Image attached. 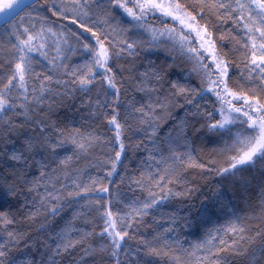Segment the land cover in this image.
Masks as SVG:
<instances>
[{
  "label": "snow or ice",
  "instance_id": "snow-or-ice-1",
  "mask_svg": "<svg viewBox=\"0 0 264 264\" xmlns=\"http://www.w3.org/2000/svg\"><path fill=\"white\" fill-rule=\"evenodd\" d=\"M197 8L201 9L198 13L201 19L203 9L209 8L222 22L224 13L229 16L236 13L239 20L245 21L246 40L238 63L228 52L217 50L210 24H201L193 14ZM219 9L224 13L217 11ZM119 10L129 19L120 16L117 20ZM69 12L73 15L70 23L78 31L69 29L70 36H63L61 42L66 47H57L55 59L61 61L57 65L49 60L46 51L49 34L57 36L52 27L55 20H50L44 13L64 20ZM157 12L179 22L180 31L175 28H165L164 31L147 29V17L155 16ZM138 28L150 31L153 42L157 36L167 35L173 40L179 37L180 51L194 61L193 70L201 77V85L192 88L171 80L170 70L164 65L153 66L151 71L138 74L134 65L123 66L120 61L126 55L134 58L143 46L130 36L135 35ZM0 29V35L7 37V41L0 44V145H3L0 166L7 172L0 177V196L10 199L24 196V207L27 208L25 194L40 196L43 188L39 201L35 196L32 198L31 207L35 211L29 212L28 219L33 221L37 215L55 218L66 205L76 204L80 208L60 232L50 236L52 244H45L51 257L50 264H62L64 257H70L66 264H87L85 256L94 260L98 257L97 264H104L106 258L121 264L119 256L127 239L135 238L133 233L139 231L144 218L166 198H183L185 194H191L193 189L181 183L187 169H198L202 178L211 179L214 174L218 182L227 180L234 188L247 191L252 183L257 182L253 170L258 166L262 192L261 223L250 227L238 217L237 222L226 230L209 233V238L196 244L188 254L196 258L195 264H237V258L247 264H264V0H235V4L194 0L191 5H182L179 0H7L0 4ZM193 33V39L189 40ZM71 38L75 39V48L69 43ZM195 41H199L198 47L193 46ZM77 48L86 57L85 62L70 68L65 61L75 55ZM37 56L52 67L46 68L41 63L38 70ZM53 84L62 86L64 92L56 93ZM93 91L94 102L89 95ZM77 92L89 95L86 103L81 101V108H87L89 116L105 122L109 131L114 133L110 140L104 141L111 144L114 154L101 166H110L105 173L109 186L114 183L111 178L117 174L129 149L126 141L135 133L142 132L152 145L148 159L164 165L163 174L160 171L145 173L136 181L141 190L148 191V198L133 202L123 215L119 210H113L111 189L104 186V179L89 176L86 183L77 175L71 185L64 183L63 187L56 188L62 178L59 173H65L63 179L66 180L72 162L71 156L59 159L61 150H67L70 144L72 149L85 154L100 141L98 136H85L79 129L62 128L52 119L54 109L51 104L44 116L40 115L46 94L71 99ZM134 92L147 96L148 103L138 100ZM128 94H132L131 100L126 99ZM212 96L215 101L211 102L209 111L201 101H211ZM176 106L186 109L185 119L168 133L165 148L158 140L161 120L165 118L161 114ZM205 131L218 137L213 143L223 142L213 149L216 156L224 158L223 163L212 158L201 162L194 156L193 145L196 140L204 139L201 133ZM16 144L20 147H15ZM141 144H144L143 140ZM145 148L148 150L147 145ZM153 151L160 154V160H156ZM165 151L169 153L167 157ZM52 164L57 167L52 168ZM34 168L39 176L29 179ZM173 185L183 186L184 191H173ZM89 193H95L98 198L93 199ZM101 194H108L106 203ZM81 200L88 203L81 204ZM115 203H121L118 190ZM230 206L231 200L225 203L223 198L215 208L202 202L196 219L183 217L177 225L173 217L172 223L192 229L214 211ZM93 213L97 214L96 218H92ZM97 218L102 225L98 233ZM0 220L5 226L14 223L7 214H0ZM77 220L94 227L91 231L80 229ZM175 230L165 228L152 240L140 241L143 254H140V247L136 248L137 256L132 264H155L153 257L187 252L181 241L176 240L173 244L169 233ZM22 236L7 233V240L0 244V264H17L11 253L14 249L19 250ZM97 238L100 242L94 243ZM25 247L31 245L25 241ZM200 252L208 255L199 257ZM129 254L124 252L126 256ZM173 260L178 262L181 257L173 256ZM25 264H49V261L47 258L39 262L28 260Z\"/></svg>",
  "mask_w": 264,
  "mask_h": 264
},
{
  "label": "trees",
  "instance_id": "trees-1",
  "mask_svg": "<svg viewBox=\"0 0 264 264\" xmlns=\"http://www.w3.org/2000/svg\"><path fill=\"white\" fill-rule=\"evenodd\" d=\"M43 2V0H40ZM182 5H191L194 0H179ZM207 3H231L235 4V0H206ZM192 11L191 8L188 9ZM201 9L197 8L193 14L197 15V19L201 24L209 23L210 31L214 33V39L216 43V48L220 52H228L232 59L240 61L244 49L243 43L246 40V29L244 28L245 21L238 19L236 13H232L230 16L224 13L223 9H219L220 13H224L225 19L223 22L218 18L215 12L209 8H204L203 19L200 18L198 13ZM50 17V20H55V24L52 25L53 30L57 33V36H51L49 34L47 41V54L49 60L57 65L61 63L59 59H55L57 56V47L65 48L61 42L64 35H69V29L72 31H78L75 25L70 23L73 15L71 12L67 13V19L57 20L55 17H51L50 13H44ZM120 16H124L125 19H129L119 10V15L116 19L119 20ZM163 21V23H162ZM37 26L39 22L37 21ZM63 25V27H61ZM128 25H125L127 27ZM155 28L158 31H164L165 28L172 29L178 28L169 20H165L160 16L149 15L147 17V29ZM2 31V29H0ZM180 31V30H179ZM131 39L137 40L142 43V48L139 53L133 58L130 56H125L124 60L120 63L128 67L129 65H134V68L138 73H142L146 70L151 71L153 66L159 67L164 65L170 70V79L173 81H178L181 85L196 88L201 85V77L197 75L194 71V61L189 59L188 56L181 53L179 48V43L174 44V40L164 36H157L156 40L153 42L151 32L144 29H136V34L131 35ZM223 36L224 39H220ZM193 36H189V40H192ZM7 41L6 36L0 35V44ZM172 41V42H171ZM176 42V41H175ZM69 43L75 48V39L71 38ZM194 47H198L196 41L193 44ZM86 57L82 55L81 49L77 48L75 50V55H71L70 59L66 60L65 63L70 68H74L77 65H82L85 62ZM39 61L36 64L37 69H40V64H44L46 68H51L52 65L48 64L43 58L37 56ZM153 62L150 64L149 62ZM210 63V57L208 58ZM240 69H243V65H240ZM235 71V69H233ZM55 75V73H53ZM127 76L128 73H125ZM68 79L67 77H64ZM52 88L56 93H63L64 89L62 86L52 85ZM31 90V88H30ZM138 100L142 103H148V97L143 93H133ZM95 100V91L89 94ZM89 95L82 93H75L73 98L61 97L60 95H47L44 101L43 111L40 113L41 117L48 110V105H53L54 114L52 119L55 120L62 128L67 127L68 129H79V131L87 136L88 134H93L100 138V141L95 147L89 150L85 154H80L78 151L71 148L69 144L67 150H61L60 160L64 159L65 156H71L72 162L71 166L67 169V179H63L65 173L61 172L59 175L62 177L59 183L56 184V188L59 189L63 187L64 183L71 185L73 183V177L80 175L84 182H88L89 176L99 177L104 179V186H109L108 180L105 179V173L110 170V166L101 167L104 162L108 161L109 157L114 154L113 147L111 144L105 143L104 141L110 140L114 135L110 132L108 126L102 120H97L89 116L87 108H81V101L87 102ZM211 96V94H209ZM31 98V97H30ZM126 99L131 100L132 94L126 95ZM215 101V97L205 99L201 103L211 111V102ZM139 106V104L137 105ZM186 109H182L179 106L173 107L166 114H161L165 118L161 120V126L159 130L158 140L162 147L166 148L165 138L168 136L170 131H173L175 126L179 125L182 120L185 119ZM190 119V117H189ZM204 137L203 140H196L193 145L194 156L201 162H207L209 158L219 160L220 163L224 162L223 157H218L214 154L213 149L218 148L220 144L213 143V141L218 140V137L213 136L211 133L206 131L201 133ZM144 144H141V141ZM126 144L129 145V149L125 154L123 162L118 166L117 174L111 179L114 181L109 187L111 189V197L114 201L113 210H119L121 215L128 212L129 206L136 201H143L148 198V191L141 190V186L136 183L140 179L142 174L145 173H156L160 171L163 174L162 169L163 164L157 165L154 160H149V150H152V145L148 142L142 132L135 133L132 135V139L127 140ZM137 145H140L137 147ZM145 145H147L148 150H146ZM3 145H0L2 148ZM11 148L12 145H9ZM15 147H20L16 144ZM115 150H118L116 148ZM75 152V154H74ZM156 160H160V154L153 151ZM169 153L164 152V156L167 157ZM39 159V157H37ZM52 168H56V164H52ZM253 172L257 175V182L252 183L247 191L243 189H237L232 186V184L225 180L218 182L217 178L213 174L211 179L202 178V174L198 169H187L185 171L184 178L182 180V185L193 189L190 195L185 194L183 198L181 197H170L166 198L162 204L157 206L144 218L142 224L139 225V231L133 233L134 239H127L124 251L120 254L119 259L121 264H132V260L137 256L135 249L140 247V254H143V248L140 246L139 242L143 240H152L157 233H163L165 228H176L175 231H171L169 236L173 242L176 240L181 241L183 248L187 252H174L168 255H160L158 257H153L155 264H195L196 258L191 257L188 253L194 250L196 244L202 243L205 239L209 238V233H215L217 229L226 230L229 226L237 222V218H241L247 226L254 227L261 223L259 216V206L261 204V189L259 187V166L254 169ZM31 175L29 179H33L39 176V172L36 169L31 170ZM7 175V172L3 170L0 166V177ZM251 175V174H250ZM117 185L119 188L117 189ZM51 188V185H49ZM99 187V185H97ZM173 191H184L183 186L173 185ZM119 191L120 194V204L115 203L116 192ZM219 190V191H218ZM43 188L40 189V196L35 193H26L27 203L29 207L25 208V197L19 198H6L0 196V214H7L9 219H13L14 223L5 226L3 221L0 220V244H4L7 240L8 232H15L18 235L23 234L19 250L14 249L11 256L16 259L17 264H25V261L35 260L37 262L42 259L47 258L50 264L51 257L48 255L45 249V244H52L50 239L51 235H55L60 232L75 216L76 212L80 211L78 205H66L58 215L53 218L51 215H37L36 219H28L30 211H35L31 207L32 198L35 196L36 200L39 201L43 195ZM93 199H97L95 193H89ZM105 197L104 203L107 202L108 194H101ZM223 198L224 202L227 203L231 200L232 206L224 208L222 211H214L213 214L204 220L203 223L198 221L197 227L192 229H185L183 227H178L183 217H189L191 219H196L199 215L198 210L202 207V202L208 204L209 206L215 208L218 206V201ZM66 203V202H65ZM81 204H87V200H81ZM97 214L93 213L92 218H96ZM175 217L177 225L172 223V218ZM247 218V219H245ZM97 226L96 232L102 230L101 222L96 219ZM42 225L44 227H42ZM76 225L78 228L85 231H91L94 227L91 223H84L83 220H77ZM230 235V234H229ZM227 238V237H225ZM25 241L31 245V247H25ZM97 238L94 243H99ZM165 252L168 249H164ZM124 252L130 253L128 256L124 255ZM80 253L77 252V257ZM199 257L207 256L206 252H200L197 254ZM173 256L181 257L180 261H174ZM61 259V258H57ZM70 257L62 258V264L66 262ZM99 258L85 256V261L87 264H97ZM104 264H116L115 259H105ZM237 264H247V262L241 261L237 258ZM254 264V262H253Z\"/></svg>",
  "mask_w": 264,
  "mask_h": 264
},
{
  "label": "rangeland",
  "instance_id": "rangeland-1",
  "mask_svg": "<svg viewBox=\"0 0 264 264\" xmlns=\"http://www.w3.org/2000/svg\"><path fill=\"white\" fill-rule=\"evenodd\" d=\"M156 15L162 17V18L165 19V20H169V21H171V22H172V23L178 28V30L176 29V31L179 32V30H180V28H181L179 22H175V21H173L170 17H163V16H161V15L159 14V12H157ZM185 31H187V29H185ZM194 35H195V34L193 33L192 36L194 37ZM167 37H169V36H167ZM172 40H173V39H172ZM175 41H176V42H175ZM171 42H172V41H171ZM173 42H174V44H178V43H179V37H176V39H175ZM196 44H197V46H199V41H196ZM178 45H179V44H178Z\"/></svg>",
  "mask_w": 264,
  "mask_h": 264
},
{
  "label": "water",
  "instance_id": "water-1",
  "mask_svg": "<svg viewBox=\"0 0 264 264\" xmlns=\"http://www.w3.org/2000/svg\"><path fill=\"white\" fill-rule=\"evenodd\" d=\"M7 0H0V4L6 3Z\"/></svg>",
  "mask_w": 264,
  "mask_h": 264
}]
</instances>
